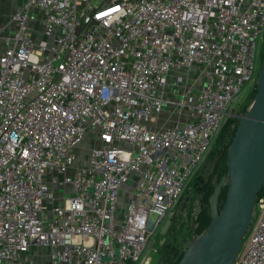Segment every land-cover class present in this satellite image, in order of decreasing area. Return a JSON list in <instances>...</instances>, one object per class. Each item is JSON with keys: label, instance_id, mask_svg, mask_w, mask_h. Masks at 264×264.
<instances>
[{"label": "built area", "instance_id": "built-area-1", "mask_svg": "<svg viewBox=\"0 0 264 264\" xmlns=\"http://www.w3.org/2000/svg\"><path fill=\"white\" fill-rule=\"evenodd\" d=\"M10 19L0 264H27L37 247L46 264H147L153 233L257 76L264 0H23ZM170 73L184 84L175 100L164 98ZM165 106L187 116L148 125ZM90 133L95 144L78 157ZM253 207L231 264H264V181Z\"/></svg>", "mask_w": 264, "mask_h": 264}, {"label": "water", "instance_id": "water-1", "mask_svg": "<svg viewBox=\"0 0 264 264\" xmlns=\"http://www.w3.org/2000/svg\"><path fill=\"white\" fill-rule=\"evenodd\" d=\"M218 159L219 154L212 165ZM224 160L226 174L218 178L215 173L211 178L209 222L199 235L193 233L176 264H231L247 230L254 198L264 181V44L253 99L234 128ZM224 184L225 194L218 209Z\"/></svg>", "mask_w": 264, "mask_h": 264}, {"label": "rangeland", "instance_id": "rangeland-1", "mask_svg": "<svg viewBox=\"0 0 264 264\" xmlns=\"http://www.w3.org/2000/svg\"><path fill=\"white\" fill-rule=\"evenodd\" d=\"M264 44V42H263ZM263 48V46H262ZM261 48V51H262ZM185 76V72H183ZM184 78V77H183ZM256 80V77H255ZM255 80L252 84L245 85L242 88L239 96L237 97L236 101L233 104V114L228 118L226 121V125L223 127V141L221 144H213L209 152L207 153L206 157L203 159L202 163L200 164L198 170L195 172L194 176L199 177H208L211 181L212 176L217 173L216 171L222 172L224 160V152L225 149L223 143L225 144L232 129L235 126V120L240 118L243 112L247 109L250 102L253 99L255 91L253 90L255 87ZM167 85L164 90V98L165 99H172L175 100L178 97V93H181L184 88V84L182 83H175L173 85L174 89L169 90V81H166ZM188 84L193 83V73L190 72V77L187 81ZM197 83H193L192 89V97L194 98L196 94V87L198 86ZM177 91V93H175ZM187 97L184 99V105L187 103ZM244 108V111H243ZM186 111L183 109L180 116L177 117L175 112H171L170 106H165L161 113L157 116L156 120H152L148 125H156V127H162L168 124H174L175 121L178 119L182 121L186 117ZM95 144V139L93 134H87L84 136L82 141L77 145V153L78 157H83L87 154L88 149L90 146ZM222 147V148H221ZM221 148V149H220ZM220 149V150H219ZM219 154V159L213 171H211V164L214 157ZM226 172L223 174L225 175ZM218 177V176H217ZM219 178V177H218ZM190 181V180H189ZM212 187L209 189V195L212 192ZM187 197V200L185 198ZM209 197V196H208ZM183 206V209L181 207ZM199 210V195L196 194L195 190L193 189L192 182H187L177 204L173 208V215L172 217H165L160 225L156 228L155 232L153 233L147 250L145 251V255L149 257L147 264H156L157 263V254L155 249L160 247L166 241H170L175 239L176 242L179 244L181 248L187 244V242L192 237L193 233L196 234L195 227L193 224V218L195 217L197 211ZM258 214L256 207L252 208V214L249 222V228L254 223V220ZM192 228L191 231H188V228ZM248 228V229H249ZM247 229V231H248ZM191 232V233H190ZM245 235L242 237L244 239ZM44 251L42 248H32L29 252V256L27 257V264H46V260L44 257Z\"/></svg>", "mask_w": 264, "mask_h": 264}, {"label": "trees", "instance_id": "trees-1", "mask_svg": "<svg viewBox=\"0 0 264 264\" xmlns=\"http://www.w3.org/2000/svg\"><path fill=\"white\" fill-rule=\"evenodd\" d=\"M253 90L255 91V87ZM243 111H244V108H243ZM228 118L226 119V121L228 120ZM226 121L224 122V124H223L219 134L215 138V141L213 142V144H215V142H217V144L222 143V141H223V127H224V125L227 124ZM237 122H238V119L235 120V126H236ZM235 126H234V128H235ZM234 128L232 129L226 143L225 144L223 143L222 147H224L225 152H226L228 143H229V141L233 135ZM213 144H212V146H213ZM225 152H224V156H225ZM224 156H223V160H224ZM216 172H217L216 174L218 177H220L221 175H223L226 172L225 160H224L222 172H220V171H216ZM193 176L191 177L190 181L192 182V186H193V189L195 190L196 194L199 195V210L197 211L195 217L193 218V224L195 227L196 235H199L205 229V227L207 226V224L209 222L208 196H209V189L211 186H213V183L209 179L207 180L204 177H199V176L193 177ZM225 189H226V185L224 184L220 190L218 200H217L218 209L220 208V206L222 204L224 194H225ZM191 229H192L191 227L188 228V231H191ZM183 249L184 248H181L175 239H172L170 241L169 240L166 241L160 247L155 249V252L157 254V263L156 264H176L178 259L180 258L181 254H182Z\"/></svg>", "mask_w": 264, "mask_h": 264}, {"label": "crops", "instance_id": "crops-1", "mask_svg": "<svg viewBox=\"0 0 264 264\" xmlns=\"http://www.w3.org/2000/svg\"><path fill=\"white\" fill-rule=\"evenodd\" d=\"M22 3L23 0H0V50L2 46V36L9 34L16 27L15 22L10 19V15L16 12ZM33 13L34 19L27 23L29 28L28 30L32 38L38 39L40 38L43 16L36 9H33ZM175 78L174 73H170L168 75L167 81H169V90H173V85L178 82Z\"/></svg>", "mask_w": 264, "mask_h": 264}, {"label": "flooded vegetation", "instance_id": "flooded-vegetation-1", "mask_svg": "<svg viewBox=\"0 0 264 264\" xmlns=\"http://www.w3.org/2000/svg\"><path fill=\"white\" fill-rule=\"evenodd\" d=\"M213 161V160H212ZM218 161V160H217ZM217 163V162H216ZM216 163H215V165H212L211 164V171H213L214 170V168H215V166H216ZM206 179L208 180V177H206Z\"/></svg>", "mask_w": 264, "mask_h": 264}]
</instances>
